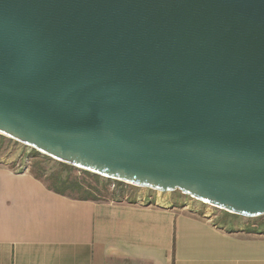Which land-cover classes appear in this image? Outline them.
Returning a JSON list of instances; mask_svg holds the SVG:
<instances>
[{
	"label": "water",
	"instance_id": "95a60500",
	"mask_svg": "<svg viewBox=\"0 0 264 264\" xmlns=\"http://www.w3.org/2000/svg\"><path fill=\"white\" fill-rule=\"evenodd\" d=\"M0 134L264 215V0H0Z\"/></svg>",
	"mask_w": 264,
	"mask_h": 264
},
{
	"label": "crops",
	"instance_id": "0c3cea01",
	"mask_svg": "<svg viewBox=\"0 0 264 264\" xmlns=\"http://www.w3.org/2000/svg\"><path fill=\"white\" fill-rule=\"evenodd\" d=\"M0 264H264V233L172 197H69L30 168L0 163Z\"/></svg>",
	"mask_w": 264,
	"mask_h": 264
},
{
	"label": "rangeland",
	"instance_id": "374dc122",
	"mask_svg": "<svg viewBox=\"0 0 264 264\" xmlns=\"http://www.w3.org/2000/svg\"><path fill=\"white\" fill-rule=\"evenodd\" d=\"M37 151V150H36ZM0 163H8L17 170H24L25 167L30 168L33 172H44L42 179L47 180V176L52 172H56L62 167L60 161L55 160L42 153L35 152L34 148L25 145L19 141L0 134ZM113 180V179H111ZM133 195L137 197L154 196V197H172L176 204L186 205V207L198 211L202 214L213 217L218 223L227 226L231 229L243 228L246 232L253 225H258L263 221L264 215L259 217H246L242 215L233 214L226 210L206 204L200 200L192 198L189 195L183 194L176 190L172 192H161L152 190L146 187L134 186ZM114 185L111 184L110 191H113ZM185 207V206H184ZM264 230V225L260 227L259 231ZM257 234V233H256Z\"/></svg>",
	"mask_w": 264,
	"mask_h": 264
},
{
	"label": "trees",
	"instance_id": "16d2710c",
	"mask_svg": "<svg viewBox=\"0 0 264 264\" xmlns=\"http://www.w3.org/2000/svg\"><path fill=\"white\" fill-rule=\"evenodd\" d=\"M35 150V149H34ZM35 152L39 153L35 150ZM60 169L52 172L47 176L48 182L42 179L44 172L32 173L40 180L44 181L47 186L55 192L78 199H89L95 201H128L136 202L137 197L133 195L134 185L125 183L119 180H111L98 174L91 173L79 169L77 167L60 162ZM111 184L114 185L113 191H110ZM264 225V218L259 224L251 226L248 233H264V230L259 231L260 227Z\"/></svg>",
	"mask_w": 264,
	"mask_h": 264
}]
</instances>
